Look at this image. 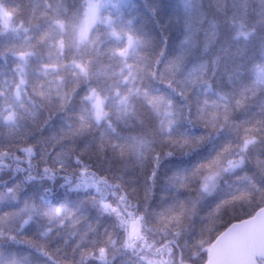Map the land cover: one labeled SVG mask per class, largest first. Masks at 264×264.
Returning a JSON list of instances; mask_svg holds the SVG:
<instances>
[{
  "label": "trees",
  "instance_id": "16d2710c",
  "mask_svg": "<svg viewBox=\"0 0 264 264\" xmlns=\"http://www.w3.org/2000/svg\"><path fill=\"white\" fill-rule=\"evenodd\" d=\"M79 5L80 0H0V131L6 127L5 117L13 131L17 127L26 131L24 125L38 107L34 104L38 100L36 86L51 88L63 77L65 89L76 83L79 87L72 103L51 120L52 133L59 136L75 121L86 106L81 97L93 86L107 95V102L99 96L102 116L105 108L112 109L120 116L117 132L134 137V146H138L147 138L149 125L175 119L163 114L160 93L180 100L164 83L145 81L138 72L142 58L155 59L160 51L170 57L169 70H182L193 91L210 104H234L249 74L256 85L264 87V31L256 26L257 13L264 9L261 0H89L82 18ZM209 68L211 90L205 91L200 77ZM146 104L153 105L151 111ZM189 111L183 108L186 115ZM39 115L42 119L43 113ZM260 115L258 104L232 107L230 123L218 136L202 144L193 140L190 147L176 152L168 167L160 171L161 183L170 170H176L182 179L195 162L210 158L221 148L235 158L234 163L246 154V171L253 173L255 166L264 162V142L256 143V136L245 133V128ZM188 132L185 123L178 135ZM202 133L199 127L190 130L194 137ZM248 140L251 142L246 143ZM5 163L12 161L5 159ZM17 163L27 167L23 161ZM26 175L18 173L13 179L11 169L0 174V213L19 210L26 200L36 201L39 208L26 226L28 234L36 237L37 249L26 259L24 254L29 250L18 249L24 264H52L47 253L58 246L70 247L79 241L83 247L95 248L104 242L105 230L112 229L113 221L82 192L68 190L74 178L25 181ZM96 179L85 176L76 186ZM17 181H21L18 186ZM97 187L103 191L106 186ZM158 205L159 190L153 207ZM260 208L216 221L220 227L212 232V238L205 235L199 244L190 237V250L184 259L190 264H205L213 240ZM61 219L59 235L46 231ZM13 227L10 222L8 228ZM64 239L69 245H64ZM193 252L196 259H192Z\"/></svg>",
  "mask_w": 264,
  "mask_h": 264
},
{
  "label": "clouds",
  "instance_id": "9594fccd",
  "mask_svg": "<svg viewBox=\"0 0 264 264\" xmlns=\"http://www.w3.org/2000/svg\"><path fill=\"white\" fill-rule=\"evenodd\" d=\"M88 5L89 0H80V18ZM257 15L256 26L264 31V9ZM261 55L264 56V51ZM202 62L207 63L206 60ZM169 63L170 57L160 51L155 59L145 57L139 64L138 72L143 80L164 83L180 100L160 93L158 99L163 114L175 119L167 124L157 120L149 125L147 138L138 146H134V137H124L117 132L120 116L112 109L105 108L103 116L98 118L97 96L107 102V95L93 86L81 97L86 106L75 121L67 130H61L59 136L52 133L51 120L72 103L79 87L76 83L65 89L63 77L51 88L36 86L38 100L34 104L38 107L24 125L26 131L21 132L19 127L13 131L5 117L6 127L0 131V174L11 169L15 179L18 173L27 172L23 176L25 181L55 180L59 176L67 181L72 177L74 182L68 190L82 192L102 215L113 221L112 229L105 230L102 244L86 248L77 241L70 247L58 246L47 253L52 264H90L91 261L99 264H190L184 259V253L190 250V237L199 244L205 235L212 238V232L220 227L216 221L264 207V162L257 164L250 174L246 171L249 163L246 154L234 163L235 158L224 148L208 159L195 162L190 171L183 173L182 179L180 173L170 170L161 183L160 171L168 167L176 152L190 147L193 140L202 144L218 136L230 123L232 107L260 106L259 119L245 128V133L256 136L258 144L264 142V87L256 85L250 74L234 104L221 106L201 100L183 71H170ZM209 71L211 68L200 77L205 91L211 90ZM177 85L182 87L177 88ZM144 107L151 111L153 105ZM184 107L190 109L187 115ZM40 113H43L42 119ZM185 123L189 125V132L178 135ZM194 127L203 129V133L195 137L190 135ZM81 144L84 147H80ZM5 159L12 163H5ZM19 161L27 167H21ZM85 176L97 179L77 188ZM20 183L17 181V186ZM97 184L106 187L101 191ZM158 190L159 205L153 207ZM37 212L36 201L26 200L19 210L0 213V264H24L18 249L29 250L24 254L25 259L31 250L37 249L36 237L26 231L29 220ZM10 222L14 225L11 229L8 228ZM62 227L63 219L46 231L59 235L57 229ZM63 243L69 245L67 239ZM192 259H196L195 252ZM253 264H264V252L256 254Z\"/></svg>",
  "mask_w": 264,
  "mask_h": 264
},
{
  "label": "water",
  "instance_id": "95a60500",
  "mask_svg": "<svg viewBox=\"0 0 264 264\" xmlns=\"http://www.w3.org/2000/svg\"><path fill=\"white\" fill-rule=\"evenodd\" d=\"M264 252V207L225 229L210 245L205 264H253Z\"/></svg>",
  "mask_w": 264,
  "mask_h": 264
},
{
  "label": "rangeland",
  "instance_id": "374dc122",
  "mask_svg": "<svg viewBox=\"0 0 264 264\" xmlns=\"http://www.w3.org/2000/svg\"><path fill=\"white\" fill-rule=\"evenodd\" d=\"M95 5L93 4V6H92V10L93 11H95L94 9H95V7H94ZM95 16V14L93 15V17ZM97 100H99L101 103H100V106H99V111H100V116L99 117H102V101H101V99H100V97L99 96H97V99H96V104H95V107H96V114H97V112H98V110H97Z\"/></svg>",
  "mask_w": 264,
  "mask_h": 264
},
{
  "label": "snow or ice",
  "instance_id": "6c2138e0",
  "mask_svg": "<svg viewBox=\"0 0 264 264\" xmlns=\"http://www.w3.org/2000/svg\"><path fill=\"white\" fill-rule=\"evenodd\" d=\"M100 101L99 100H97V110H98V112H97V116H98V118H99V116H100V111H99V106H100ZM251 141L250 140H248V141H246V143H250ZM107 207V206H106Z\"/></svg>",
  "mask_w": 264,
  "mask_h": 264
},
{
  "label": "bare ground",
  "instance_id": "6f19581e",
  "mask_svg": "<svg viewBox=\"0 0 264 264\" xmlns=\"http://www.w3.org/2000/svg\"><path fill=\"white\" fill-rule=\"evenodd\" d=\"M214 241V240H213Z\"/></svg>",
  "mask_w": 264,
  "mask_h": 264
}]
</instances>
